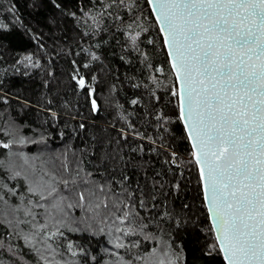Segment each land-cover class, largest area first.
I'll list each match as a JSON object with an SVG mask.
<instances>
[{"label":"trees","instance_id":"1","mask_svg":"<svg viewBox=\"0 0 264 264\" xmlns=\"http://www.w3.org/2000/svg\"><path fill=\"white\" fill-rule=\"evenodd\" d=\"M0 25V143L25 140L0 149V264H44L41 255L59 264H226L147 0H0ZM18 153L37 175L88 181L70 184L75 191L103 185L107 196H97L127 205L128 220L101 224L66 209L55 251L37 238L33 247L23 209L36 197ZM117 236L123 248L113 246Z\"/></svg>","mask_w":264,"mask_h":264},{"label":"snow or ice","instance_id":"2","mask_svg":"<svg viewBox=\"0 0 264 264\" xmlns=\"http://www.w3.org/2000/svg\"><path fill=\"white\" fill-rule=\"evenodd\" d=\"M147 2L155 5L153 11L166 33L164 43L170 49L173 70L181 81L174 95L179 96L180 119L194 141L193 157L201 165L200 179L221 251L227 264H264V0ZM78 83L85 87L83 79ZM92 107L96 110L95 100ZM13 143L23 145L25 140L2 142L0 149H11ZM14 155L22 161L26 179L30 173L27 191L36 197L32 208L23 209L33 228L24 239L33 247L40 237L36 242H42L46 251H55L52 244L64 235L66 209L80 208L88 221L101 224L128 220L127 205L121 207L116 200L110 206L97 196H107L103 185L89 188L86 195L69 185L86 186L87 180L37 175L27 157ZM12 167L16 168L15 163ZM21 174L14 171V177ZM59 185L67 195L60 193ZM74 191L76 202L65 204ZM33 208L42 211L44 222L35 223L41 212ZM115 231L128 235L132 230L117 227ZM113 246L125 245L117 236ZM72 248L68 244V249ZM41 259L44 264H59L43 255Z\"/></svg>","mask_w":264,"mask_h":264},{"label":"water","instance_id":"3","mask_svg":"<svg viewBox=\"0 0 264 264\" xmlns=\"http://www.w3.org/2000/svg\"><path fill=\"white\" fill-rule=\"evenodd\" d=\"M149 6H150V9H151V11H152V14H153V16H154V18H155V20H156L158 26H159L160 32H161V34H162V36H163V39H164L166 33L163 32V31H161L163 25L160 24V23L158 22L157 15H156V13L153 11V8L155 7V5H154V4H152V5L149 4ZM165 45H166V44H165ZM166 48H167V51H168V54H169L170 49H169V47H168L167 45H166ZM169 58H170L171 66H172V57L169 56ZM172 69H173V67H172ZM173 71H174V70H173ZM174 75H175L176 80H177V84H178V92H179L180 87H181V81L177 79V75H176V72H175V71H174ZM178 97H179V96H178ZM179 111H180V99H179ZM181 122L183 123V125H184V127H185V123H186V122L183 121V120H181ZM185 130H186V133H187V136H188V130H187L186 128H185ZM188 139H189V141H190L191 147H192L193 152H194V151H195V149L193 148V143H194V141L191 140V139L189 138V136H188ZM193 158H194V157H193ZM194 160H195V158H194ZM195 163H196V162H195ZM196 165H197V167H198L199 174H200V168H201V165H198V164H196ZM201 183H202V190H203V194H204V201H205V205H206V208H207V211H208V215H209V220H210V223H211V225H212L213 232H214V234H215V238H216V241H217V232H216L215 229H214L213 215H212V213L209 211L208 203H207V201L205 200V185H204V182H203V181H201ZM217 245H218V247H219V250H220V252H221V254H222V257H223L225 263L227 264V261H226V259H225L224 253H223V251H221V248H220L218 242H217Z\"/></svg>","mask_w":264,"mask_h":264},{"label":"rangeland","instance_id":"4","mask_svg":"<svg viewBox=\"0 0 264 264\" xmlns=\"http://www.w3.org/2000/svg\"><path fill=\"white\" fill-rule=\"evenodd\" d=\"M20 160V159H19ZM30 163L31 164H34V160L32 159V160H30ZM10 164H11V162H10ZM22 164V161L20 160V162H19V167H20V165ZM12 165H10V167H11ZM20 169L23 171V172H25V169L23 168V167H20ZM31 176V175H30ZM37 240L39 241L40 240V237H37ZM36 244H39L38 242H36ZM38 245H35L34 247H37ZM157 258H160V257H157Z\"/></svg>","mask_w":264,"mask_h":264}]
</instances>
